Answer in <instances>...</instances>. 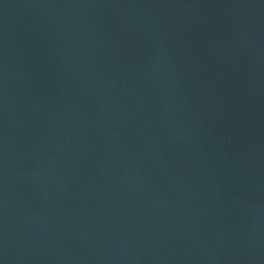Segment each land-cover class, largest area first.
Returning <instances> with one entry per match:
<instances>
[{"label": "water", "instance_id": "water-1", "mask_svg": "<svg viewBox=\"0 0 264 264\" xmlns=\"http://www.w3.org/2000/svg\"><path fill=\"white\" fill-rule=\"evenodd\" d=\"M0 264H264V0H0Z\"/></svg>", "mask_w": 264, "mask_h": 264}]
</instances>
